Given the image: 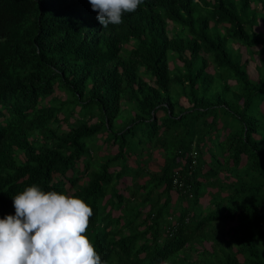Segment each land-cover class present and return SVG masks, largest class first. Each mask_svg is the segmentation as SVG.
I'll list each match as a JSON object with an SVG mask.
<instances>
[{
	"label": "trees",
	"instance_id": "1",
	"mask_svg": "<svg viewBox=\"0 0 264 264\" xmlns=\"http://www.w3.org/2000/svg\"><path fill=\"white\" fill-rule=\"evenodd\" d=\"M96 17L0 0V219L37 184L91 206L107 264H264V0Z\"/></svg>",
	"mask_w": 264,
	"mask_h": 264
},
{
	"label": "clouds",
	"instance_id": "2",
	"mask_svg": "<svg viewBox=\"0 0 264 264\" xmlns=\"http://www.w3.org/2000/svg\"><path fill=\"white\" fill-rule=\"evenodd\" d=\"M103 29L123 23L144 0H89ZM0 219V264H107L86 234L93 209L82 198L37 184L12 197Z\"/></svg>",
	"mask_w": 264,
	"mask_h": 264
},
{
	"label": "rangeland",
	"instance_id": "3",
	"mask_svg": "<svg viewBox=\"0 0 264 264\" xmlns=\"http://www.w3.org/2000/svg\"><path fill=\"white\" fill-rule=\"evenodd\" d=\"M247 72H248V74H249V76H250V78H252V79H255V71L253 70V68L250 66V67H248V69H247ZM262 106V105H261ZM263 108H264V105H263ZM154 158L156 159V163H158V164H160L161 163V160H160V158H159V156H158V154H156V153H154ZM129 164H130V161L128 162ZM156 163H149L148 165L151 167V168H154L155 166V164ZM204 201H205V199H203ZM232 224L231 223H225L224 224V228L225 229H227L228 228V226H231ZM203 246H205L206 248H208V244H203ZM197 249H199V248H197ZM239 258V257H238ZM240 259V258H239Z\"/></svg>",
	"mask_w": 264,
	"mask_h": 264
}]
</instances>
